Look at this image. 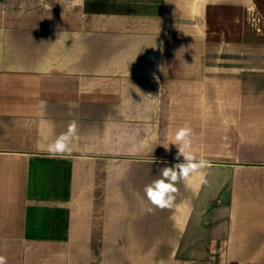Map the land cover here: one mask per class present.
I'll return each instance as SVG.
<instances>
[{
	"label": "crops",
	"instance_id": "obj_1",
	"mask_svg": "<svg viewBox=\"0 0 264 264\" xmlns=\"http://www.w3.org/2000/svg\"><path fill=\"white\" fill-rule=\"evenodd\" d=\"M182 127L210 167L150 212ZM0 256L264 264V0H0Z\"/></svg>",
	"mask_w": 264,
	"mask_h": 264
},
{
	"label": "clouds",
	"instance_id": "obj_2",
	"mask_svg": "<svg viewBox=\"0 0 264 264\" xmlns=\"http://www.w3.org/2000/svg\"><path fill=\"white\" fill-rule=\"evenodd\" d=\"M75 129V123L71 124L67 133L61 134L54 143L48 146V151L52 156L71 153L70 145L77 138ZM191 134L192 130L189 127H182L176 132L174 145H179L177 146L176 159L179 160L182 156L183 162L176 163L171 167H164L161 169L159 178L153 179L150 184L145 186V195L153 206L148 211L151 212L155 208L161 210L171 208L176 198L175 194L178 192L176 187L178 181L182 180L187 183L192 175H199L201 182H204L201 170L210 167V164L203 158L197 160L196 155L191 151ZM0 264H6L5 257L0 256Z\"/></svg>",
	"mask_w": 264,
	"mask_h": 264
}]
</instances>
